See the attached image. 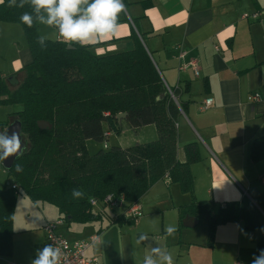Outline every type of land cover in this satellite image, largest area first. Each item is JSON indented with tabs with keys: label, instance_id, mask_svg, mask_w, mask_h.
Returning <instances> with one entry per match:
<instances>
[{
	"label": "crops",
	"instance_id": "obj_1",
	"mask_svg": "<svg viewBox=\"0 0 264 264\" xmlns=\"http://www.w3.org/2000/svg\"><path fill=\"white\" fill-rule=\"evenodd\" d=\"M124 3L127 9L120 16L115 36L87 47L96 55H104L129 48L132 32L139 36L163 82L175 91L177 102L182 105L175 124L177 160L186 161L187 144L196 143L199 148L200 159L190 164L193 192L183 191L177 182L165 176L139 199L142 215L137 220L124 219L123 209H107L99 220L83 224L65 222L58 232L69 240L98 235L99 242L92 243L86 254L98 257L101 264H143L153 247L169 251L175 264H252L257 256V232L247 231L242 221L226 222L215 228L209 244L206 224L198 227L202 221L190 213L181 216L180 209L193 201L207 200L224 206L240 202L251 192L264 191L261 181L264 158L256 161L251 158L252 141L264 135V0H124ZM28 50L18 49L20 69L32 62ZM191 61L197 64L196 73L191 65L180 69ZM254 93L260 95L259 100L249 99ZM208 97L212 98L211 105L201 110ZM13 119L10 115L7 122ZM120 124L122 131L116 135L117 139L128 129L136 134L137 137L133 135L136 144L158 137L155 124L138 130L130 129L125 119ZM118 145L129 147L123 140ZM4 187L0 171V192ZM23 198L18 195L16 208L20 202L29 206ZM114 216L123 219L111 223ZM187 216L197 218V223L188 222ZM59 217L55 209L51 215L41 217L37 228L26 223L19 232L21 237L16 238L14 231L12 254L0 256V264H31L37 250L47 244L44 224ZM167 226L175 227L174 235H167ZM36 229L37 233H30ZM141 235L147 238L138 243Z\"/></svg>",
	"mask_w": 264,
	"mask_h": 264
},
{
	"label": "trees",
	"instance_id": "obj_2",
	"mask_svg": "<svg viewBox=\"0 0 264 264\" xmlns=\"http://www.w3.org/2000/svg\"><path fill=\"white\" fill-rule=\"evenodd\" d=\"M8 4L9 0L0 4V21L22 27L32 62L18 70L16 84L0 71V105H21L11 115L21 121V133L27 138L23 155L6 170L12 182L0 192V256L12 254L13 215L20 193L35 203L54 206L66 223L101 219L90 205L91 198L113 193L123 195L128 203L138 202L165 176L192 194L190 164L200 159L199 148L196 143L187 144L186 161L177 160L175 124L182 105L170 96L139 36L132 32L129 48L104 55L58 39H47L41 47L37 23L29 28L20 22L21 14L30 12V7ZM120 112L126 113L125 122L132 130L155 124L157 139L90 155L87 140L102 141L109 133H121L116 118ZM39 121L48 126L41 129ZM7 124L0 122V129ZM251 158H264V135L252 141ZM15 164L21 166V172ZM74 188L83 191L84 197L73 198ZM184 213L196 215L206 224L209 244L219 224L242 221L247 231L259 234L257 256L264 250V191L251 192L240 202L224 206L210 200L193 201L180 209L181 216ZM123 218L114 216L111 223Z\"/></svg>",
	"mask_w": 264,
	"mask_h": 264
},
{
	"label": "clouds",
	"instance_id": "obj_3",
	"mask_svg": "<svg viewBox=\"0 0 264 264\" xmlns=\"http://www.w3.org/2000/svg\"><path fill=\"white\" fill-rule=\"evenodd\" d=\"M5 0H0L4 4ZM28 5L31 11H25L20 16V22L31 28L38 23L57 32V39L69 46L78 44L81 47L93 46L101 43L105 38L115 36L120 16L126 12L127 5L124 0H9V7L24 8ZM48 36L39 35L37 42L41 47L46 46ZM24 145L20 132L8 129L0 132V161L9 157L23 155ZM17 172L22 168L15 164ZM85 193L80 189H72L75 199L83 198ZM168 236L174 235L173 226L166 227ZM147 237L141 235L138 243ZM151 255H146L143 264H175L173 255L160 247H153ZM63 253L59 246L45 244L38 249L31 264H61ZM252 264H264V250L254 256Z\"/></svg>",
	"mask_w": 264,
	"mask_h": 264
},
{
	"label": "rangeland",
	"instance_id": "obj_4",
	"mask_svg": "<svg viewBox=\"0 0 264 264\" xmlns=\"http://www.w3.org/2000/svg\"><path fill=\"white\" fill-rule=\"evenodd\" d=\"M37 29L40 35L46 34L48 36V39H53V40L57 39L56 38L57 32L54 28H49L37 23ZM21 47L26 48L27 50L29 49L22 27L16 23H6L0 21V71L4 73L5 76L8 77L11 84H15L17 81L16 74L17 71L20 69L18 67L19 65H17V60L19 59L18 49ZM20 109H21V105L19 104L0 105V121H7L11 115L10 114L11 112H15ZM14 119H18V118L15 116ZM10 122L11 120H9V123ZM133 135L134 137H137L133 131L128 129L127 132L122 133L120 139H117V136L114 133H109V135L102 141H95L90 139V141L88 142L89 145L87 146L88 153L90 155H93L97 153L100 149L107 150L113 146H119L118 145L119 140L121 141L123 140L124 144L129 146L130 144L134 145L136 143L133 141ZM22 137L24 142H26L27 140L26 135L23 134ZM105 144L106 147L104 146ZM0 166H1L0 171H2L3 180L6 186V180H8L10 183L12 182V180L10 178H7L6 170L3 167L1 161H0ZM19 195H20V199L24 197L23 199H25L26 203H28L29 205L28 207H33L35 210H31L28 207H24V205L21 204V202L18 208L15 207V212L13 215V227L15 231L14 236H16V238L21 237L22 234L21 233L19 234V232L20 230L25 228L26 223L35 224L34 226H36L37 228L39 226V222L41 221V217L44 218V215L46 216L51 215L52 213H54L56 209L54 206L47 203H42V202L35 203L31 201L29 198L25 197L23 193H20ZM117 210L121 211V209H117ZM56 219L57 218H55L54 220ZM198 227L203 228L204 223L201 222ZM37 232L38 230L36 229L31 231L30 233H37Z\"/></svg>",
	"mask_w": 264,
	"mask_h": 264
},
{
	"label": "built area",
	"instance_id": "obj_5",
	"mask_svg": "<svg viewBox=\"0 0 264 264\" xmlns=\"http://www.w3.org/2000/svg\"><path fill=\"white\" fill-rule=\"evenodd\" d=\"M246 17V15H244ZM183 56V53L180 55ZM191 65L194 72H197V64L194 61L190 63H185L180 66V69H184ZM167 91L170 96L177 102V99L171 89L167 87ZM250 100H259L260 95L254 93L249 96ZM212 103V98H206L200 106L201 110L208 108ZM106 147V144L104 145ZM264 182V177L261 179ZM13 188L16 187L15 184L11 185ZM90 205L93 209L101 214L105 215L107 209H123L124 217L126 219L137 220L141 215L142 211L138 202L128 203L123 195L116 196L113 193L105 195L101 199L91 198L89 200ZM65 221L62 218H57L56 220L47 221L43 226V232L47 244H55L59 246L62 250L61 264H101L99 258L96 256L88 257L86 254L89 246L94 242H99L98 235H92L86 240H69L64 235L58 232L59 227L64 225ZM239 264V263H235Z\"/></svg>",
	"mask_w": 264,
	"mask_h": 264
},
{
	"label": "water",
	"instance_id": "obj_6",
	"mask_svg": "<svg viewBox=\"0 0 264 264\" xmlns=\"http://www.w3.org/2000/svg\"><path fill=\"white\" fill-rule=\"evenodd\" d=\"M125 117H126V113H125V112H120V113H118V114L116 115V118H117V120H118L119 123L121 122L122 119H125ZM47 125H48V124H47L46 122H44V121H39V122H38V126H39L41 129L46 128ZM6 129H8L9 134H11V132H12L13 130H16V131L20 132L21 139H22V142H23V145H24V150H25V148H26V143L24 142L23 137H22V133H21V132H22V124H21V121H20L19 119H14L13 121H11V122L7 125ZM6 129H5V130H6ZM24 150H23V151H24ZM15 159H16V157H15V156H12V157H9V158H7L6 160L2 161V165H3V167H4L6 170H9V169L13 166ZM187 220H188V222H191V221H192L193 223H197V221H198L197 218H195V217H190V216H187ZM183 224L186 225V224H185V221H184Z\"/></svg>",
	"mask_w": 264,
	"mask_h": 264
}]
</instances>
